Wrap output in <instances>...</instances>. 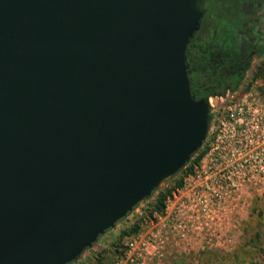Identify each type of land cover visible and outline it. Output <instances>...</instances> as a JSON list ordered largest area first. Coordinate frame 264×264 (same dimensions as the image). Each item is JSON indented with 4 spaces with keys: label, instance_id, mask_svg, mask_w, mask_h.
Returning <instances> with one entry per match:
<instances>
[{
    "label": "water",
    "instance_id": "obj_1",
    "mask_svg": "<svg viewBox=\"0 0 264 264\" xmlns=\"http://www.w3.org/2000/svg\"><path fill=\"white\" fill-rule=\"evenodd\" d=\"M201 0H0V264H68L203 146Z\"/></svg>",
    "mask_w": 264,
    "mask_h": 264
},
{
    "label": "built area",
    "instance_id": "obj_2",
    "mask_svg": "<svg viewBox=\"0 0 264 264\" xmlns=\"http://www.w3.org/2000/svg\"><path fill=\"white\" fill-rule=\"evenodd\" d=\"M239 89L207 98L210 118L202 146L204 157L183 177L182 186L166 199L162 211L130 236L114 264H152L171 248L230 241L225 236L227 223L222 221L234 211L228 202L243 196L245 183H264L245 181L254 173L241 171L253 159L241 149L242 144L251 143L248 135L242 140L241 131L244 127L250 132L263 128L264 95L257 89Z\"/></svg>",
    "mask_w": 264,
    "mask_h": 264
},
{
    "label": "rangeland",
    "instance_id": "obj_3",
    "mask_svg": "<svg viewBox=\"0 0 264 264\" xmlns=\"http://www.w3.org/2000/svg\"><path fill=\"white\" fill-rule=\"evenodd\" d=\"M261 61L262 57L253 59L239 91L243 92L247 87L250 90L257 89L264 95V87L253 79L254 71ZM203 157L204 151L199 159ZM167 179L160 184V188L170 186L172 182ZM182 184L174 188L172 193ZM149 200L139 202L127 216L99 236L91 247L69 264H114V258L119 255L116 250L123 251L130 236L141 231L159 213L155 212L152 216L146 213ZM228 205L234 207V211L223 216L222 221L227 223L229 230L225 236L230 238L229 242H217L208 247L171 248L165 257L152 264H264V183H245L243 196L231 200ZM135 223L139 224L136 232L122 233L123 230H130Z\"/></svg>",
    "mask_w": 264,
    "mask_h": 264
},
{
    "label": "trees",
    "instance_id": "obj_4",
    "mask_svg": "<svg viewBox=\"0 0 264 264\" xmlns=\"http://www.w3.org/2000/svg\"><path fill=\"white\" fill-rule=\"evenodd\" d=\"M251 1L253 2L252 8L254 10L264 6V2L261 3L262 5H258L257 0ZM233 10L236 15L239 14L237 12L239 8L234 7ZM213 27L217 31L215 39H210V35L200 29L189 40L186 48L191 91L194 96L207 99L210 95L224 94L227 89L231 91L238 90L242 85L246 71L251 66L253 55L262 57V61L254 71L253 79L256 81L260 80L264 87V25H258V29L252 34V41L246 44L240 43L239 37L241 34L233 28L227 29V26L221 25V23H216ZM225 32H229L228 37L231 36L233 39L232 45L227 46L225 44L224 39L227 37ZM203 145H205V142ZM203 151V147L196 150L192 154L191 159L167 179L172 182L170 186L166 188L158 187L150 196L145 198L150 199L146 207V213L149 216H152L155 212L162 211L166 199L174 188L182 184L183 177L193 169V165L196 164ZM138 228L139 224L135 223L130 230H123L122 233L136 232ZM116 252L121 254L122 250H116ZM74 261L76 260L71 262Z\"/></svg>",
    "mask_w": 264,
    "mask_h": 264
},
{
    "label": "flooded vegetation",
    "instance_id": "obj_5",
    "mask_svg": "<svg viewBox=\"0 0 264 264\" xmlns=\"http://www.w3.org/2000/svg\"><path fill=\"white\" fill-rule=\"evenodd\" d=\"M256 2L258 5H262L264 0H257ZM200 7L204 12L198 30L206 31L210 35V39L216 38L217 31L213 27L216 23H221V25L227 26V29L233 28L239 32L241 44L252 41V34L258 29V25H264V6L254 10L251 0H201ZM234 7L239 8L238 15L235 14ZM228 34L229 32H225L227 37L224 41L227 46L233 44V39L231 36L228 37ZM254 58H256L255 55H253ZM250 134L252 138H250ZM247 135L251 143L242 144L241 149L245 156H251L253 159L242 166L241 171L249 174L254 173L245 178V181L264 182V126L254 132H250L248 127H244L241 131L243 141L246 140ZM208 150L210 149L208 148Z\"/></svg>",
    "mask_w": 264,
    "mask_h": 264
}]
</instances>
